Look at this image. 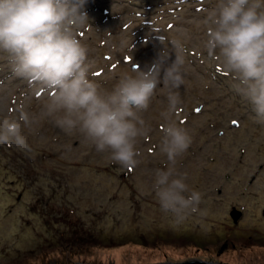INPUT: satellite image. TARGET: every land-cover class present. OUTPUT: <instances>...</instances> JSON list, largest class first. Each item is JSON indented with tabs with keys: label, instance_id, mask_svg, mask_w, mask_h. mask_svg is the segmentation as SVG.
I'll use <instances>...</instances> for the list:
<instances>
[{
	"label": "rangeland",
	"instance_id": "374dc122",
	"mask_svg": "<svg viewBox=\"0 0 264 264\" xmlns=\"http://www.w3.org/2000/svg\"><path fill=\"white\" fill-rule=\"evenodd\" d=\"M216 3L86 0L82 9L88 21L77 35L88 49L89 79L102 90L150 66L165 46L160 36L170 50L174 40L187 50L173 119L192 143L174 165L159 149L162 84L140 113L149 131L128 169L42 116L49 90L13 77L0 53V119L18 120L21 109L35 117L27 127L20 122L31 151L0 145V264H264V124L203 46L202 21ZM169 167L202 193V215L177 224L160 209L155 172Z\"/></svg>",
	"mask_w": 264,
	"mask_h": 264
},
{
	"label": "clouds",
	"instance_id": "9594fccd",
	"mask_svg": "<svg viewBox=\"0 0 264 264\" xmlns=\"http://www.w3.org/2000/svg\"><path fill=\"white\" fill-rule=\"evenodd\" d=\"M86 0H0V53L7 55L11 75L50 94L41 115L66 134L79 133L97 152H108L123 168L135 167L137 143L148 134L140 113L149 108L158 85L167 89V109L160 152L174 165L192 143L188 131L173 119L181 104L186 49L179 41L158 37L161 49L150 66L124 72L111 90L89 79L88 49L78 39L87 24ZM203 46L233 78L232 88L264 124V0H217L202 21ZM174 53V59L172 54ZM35 117L20 110L18 120L0 119V145L31 151L21 133ZM160 209L180 224L202 215V193L190 189L174 167L157 169L153 183Z\"/></svg>",
	"mask_w": 264,
	"mask_h": 264
},
{
	"label": "water",
	"instance_id": "95a60500",
	"mask_svg": "<svg viewBox=\"0 0 264 264\" xmlns=\"http://www.w3.org/2000/svg\"><path fill=\"white\" fill-rule=\"evenodd\" d=\"M230 214L235 217L238 215V210L237 209H232L230 211ZM74 264H89V263H81V262H75ZM139 264V263H135ZM170 264H215V263H210V262H204L201 260H195V261H187V262H181V263H170Z\"/></svg>",
	"mask_w": 264,
	"mask_h": 264
},
{
	"label": "snow or ice",
	"instance_id": "6c2138e0",
	"mask_svg": "<svg viewBox=\"0 0 264 264\" xmlns=\"http://www.w3.org/2000/svg\"><path fill=\"white\" fill-rule=\"evenodd\" d=\"M97 75H99V73H97Z\"/></svg>",
	"mask_w": 264,
	"mask_h": 264
}]
</instances>
